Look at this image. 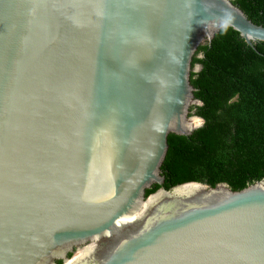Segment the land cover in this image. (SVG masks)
Returning <instances> with one entry per match:
<instances>
[{
    "label": "water",
    "instance_id": "obj_1",
    "mask_svg": "<svg viewBox=\"0 0 264 264\" xmlns=\"http://www.w3.org/2000/svg\"><path fill=\"white\" fill-rule=\"evenodd\" d=\"M233 1L0 0V264H264V181L147 196Z\"/></svg>",
    "mask_w": 264,
    "mask_h": 264
},
{
    "label": "trees",
    "instance_id": "obj_2",
    "mask_svg": "<svg viewBox=\"0 0 264 264\" xmlns=\"http://www.w3.org/2000/svg\"><path fill=\"white\" fill-rule=\"evenodd\" d=\"M233 4L264 27V0ZM196 65L202 69L192 72L191 85L201 105L191 111L204 125L190 136H169L165 183L147 196L190 182L242 191L264 181V42L250 46L235 30L223 29L198 48L193 70Z\"/></svg>",
    "mask_w": 264,
    "mask_h": 264
},
{
    "label": "bare ground",
    "instance_id": "obj_3",
    "mask_svg": "<svg viewBox=\"0 0 264 264\" xmlns=\"http://www.w3.org/2000/svg\"><path fill=\"white\" fill-rule=\"evenodd\" d=\"M195 121H196V122L198 121V122L200 123V121H199V120H196V119H194V120H193V122L195 123ZM195 124H196V123H195ZM196 125H198V124H196Z\"/></svg>",
    "mask_w": 264,
    "mask_h": 264
},
{
    "label": "rangeland",
    "instance_id": "obj_4",
    "mask_svg": "<svg viewBox=\"0 0 264 264\" xmlns=\"http://www.w3.org/2000/svg\"><path fill=\"white\" fill-rule=\"evenodd\" d=\"M195 123H196V124H200L198 121H197V122L195 121Z\"/></svg>",
    "mask_w": 264,
    "mask_h": 264
}]
</instances>
